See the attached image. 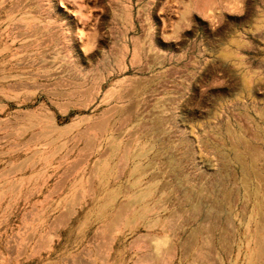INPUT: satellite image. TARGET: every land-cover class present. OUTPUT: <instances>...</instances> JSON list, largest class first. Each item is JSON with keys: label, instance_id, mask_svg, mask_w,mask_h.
<instances>
[{"label": "rangeland", "instance_id": "rangeland-1", "mask_svg": "<svg viewBox=\"0 0 264 264\" xmlns=\"http://www.w3.org/2000/svg\"><path fill=\"white\" fill-rule=\"evenodd\" d=\"M156 262L264 264V0H0V264Z\"/></svg>", "mask_w": 264, "mask_h": 264}, {"label": "crops", "instance_id": "crops-1", "mask_svg": "<svg viewBox=\"0 0 264 264\" xmlns=\"http://www.w3.org/2000/svg\"><path fill=\"white\" fill-rule=\"evenodd\" d=\"M58 106L61 108H70L71 104L67 101L58 102ZM86 141L84 140L82 146L80 147L81 154L76 156V158L65 161L59 164L58 168H50V171L60 172V173H70V172H79L81 171L78 163L80 159H83L84 151H86ZM65 147V146H64ZM66 150V149H65ZM81 161V160H80ZM22 161H18L17 164H20ZM57 182H53L50 184L48 197L54 196L57 190ZM69 196L65 197V203H70ZM139 194H134L133 192L125 199L118 202V227H122V224L126 227H137L138 226V216H139V209L137 208L139 203ZM73 204V203H72ZM136 205V206H135ZM73 208L68 209L66 212H61L62 214H56L52 218V226L51 227H58L61 225L63 221L67 218V216L72 212ZM181 218V217H180ZM155 264H158L156 262Z\"/></svg>", "mask_w": 264, "mask_h": 264}]
</instances>
